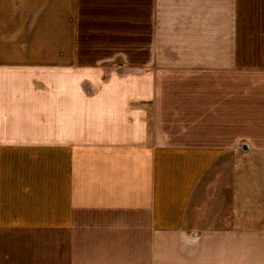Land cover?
<instances>
[{
    "label": "crops",
    "instance_id": "0c3cea01",
    "mask_svg": "<svg viewBox=\"0 0 264 264\" xmlns=\"http://www.w3.org/2000/svg\"><path fill=\"white\" fill-rule=\"evenodd\" d=\"M211 75L255 149L211 146ZM0 264H264V0H0Z\"/></svg>",
    "mask_w": 264,
    "mask_h": 264
},
{
    "label": "rangeland",
    "instance_id": "374dc122",
    "mask_svg": "<svg viewBox=\"0 0 264 264\" xmlns=\"http://www.w3.org/2000/svg\"><path fill=\"white\" fill-rule=\"evenodd\" d=\"M180 78L183 79V76L177 77V81H180ZM253 80L252 82H254ZM193 83L199 82V84H205L211 86V110L206 112L211 115V146L213 144L218 146H228L231 147L228 150H239V154L241 153V146L246 144L251 147V149H255L257 143L260 141L259 137H255L252 132L262 131V125L257 121L255 102L249 101L248 103L241 102L244 101L248 95L255 94V91L249 92L244 91L243 85H245L246 81L243 80L240 76H230V75H211L203 78L200 77L199 80L196 78H192ZM255 85V84H254ZM232 101L234 103H232ZM251 102V103H250ZM250 105L249 109L242 110V114L244 116V123H242V130L231 132V117L239 116L240 107ZM225 106H228L225 112ZM249 107V106H248ZM231 114V115H230ZM257 121V124H256ZM247 128L249 130L246 133ZM235 157L233 158L232 152L225 153V157L221 162V165L224 164L226 166L232 165L234 163ZM224 171V170H223ZM223 173L221 172L220 182H218L217 187L214 184V180H211V172L205 177V179L200 184L199 190V200H200V212H210L211 213V200H212V209H215V205L218 204V199H222V195H218L223 193ZM218 190V191H217ZM222 191V192H221ZM221 192V193H220ZM216 202V203H215ZM218 206V205H217ZM201 224H205L208 222L207 213L202 215Z\"/></svg>",
    "mask_w": 264,
    "mask_h": 264
},
{
    "label": "water",
    "instance_id": "95a60500",
    "mask_svg": "<svg viewBox=\"0 0 264 264\" xmlns=\"http://www.w3.org/2000/svg\"><path fill=\"white\" fill-rule=\"evenodd\" d=\"M243 149H244V150H246V147H245V146H243Z\"/></svg>",
    "mask_w": 264,
    "mask_h": 264
}]
</instances>
